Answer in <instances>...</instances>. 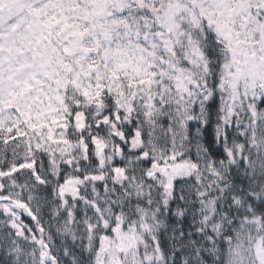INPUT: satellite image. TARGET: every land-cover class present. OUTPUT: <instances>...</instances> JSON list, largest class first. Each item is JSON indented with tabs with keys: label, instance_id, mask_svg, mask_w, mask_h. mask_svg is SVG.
<instances>
[{
	"label": "snow or ice",
	"instance_id": "snow-or-ice-1",
	"mask_svg": "<svg viewBox=\"0 0 264 264\" xmlns=\"http://www.w3.org/2000/svg\"><path fill=\"white\" fill-rule=\"evenodd\" d=\"M0 264H264V0H0Z\"/></svg>",
	"mask_w": 264,
	"mask_h": 264
}]
</instances>
